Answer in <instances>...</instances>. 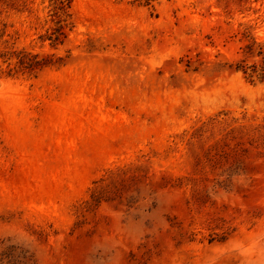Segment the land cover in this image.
Instances as JSON below:
<instances>
[{
    "label": "rangeland",
    "instance_id": "obj_1",
    "mask_svg": "<svg viewBox=\"0 0 264 264\" xmlns=\"http://www.w3.org/2000/svg\"><path fill=\"white\" fill-rule=\"evenodd\" d=\"M48 4L0 13V264H264V0Z\"/></svg>",
    "mask_w": 264,
    "mask_h": 264
},
{
    "label": "trees",
    "instance_id": "obj_2",
    "mask_svg": "<svg viewBox=\"0 0 264 264\" xmlns=\"http://www.w3.org/2000/svg\"><path fill=\"white\" fill-rule=\"evenodd\" d=\"M17 0H7L3 5H0V13L3 10L10 8L13 4H15ZM2 3V2H1ZM48 17L50 18V22L53 26L49 29L48 40L51 41L52 45L61 44L63 39L65 38V29L70 28V9H71V0H48ZM17 58V64L20 67L25 68H35L37 66L44 67L46 65V61L41 63L35 62L36 56L26 54L24 52L14 53ZM5 57H11L9 54H3ZM258 56H261V63L264 65V52H258ZM9 59V58H8ZM244 74H247L249 78H259L261 81H264V68L260 67L257 69V66L252 65L249 67L241 68Z\"/></svg>",
    "mask_w": 264,
    "mask_h": 264
}]
</instances>
